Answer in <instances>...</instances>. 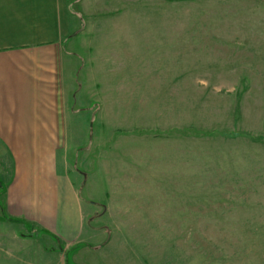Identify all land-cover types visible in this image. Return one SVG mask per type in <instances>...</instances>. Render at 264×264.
I'll return each instance as SVG.
<instances>
[{"label":"rangeland","instance_id":"1","mask_svg":"<svg viewBox=\"0 0 264 264\" xmlns=\"http://www.w3.org/2000/svg\"><path fill=\"white\" fill-rule=\"evenodd\" d=\"M74 2L58 170L86 211L82 241L0 221V252L15 264H264V0Z\"/></svg>","mask_w":264,"mask_h":264},{"label":"crops","instance_id":"2","mask_svg":"<svg viewBox=\"0 0 264 264\" xmlns=\"http://www.w3.org/2000/svg\"><path fill=\"white\" fill-rule=\"evenodd\" d=\"M74 3L0 0V221L65 246L82 241L86 217L76 186L58 170V139L69 136L72 123L75 68L65 42L79 34ZM15 261L0 252V264Z\"/></svg>","mask_w":264,"mask_h":264}]
</instances>
